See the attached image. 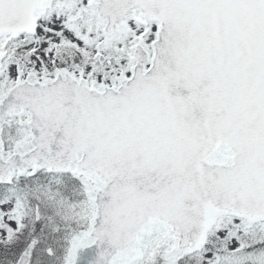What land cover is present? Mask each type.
<instances>
[{
  "label": "snow or ice",
  "instance_id": "obj_1",
  "mask_svg": "<svg viewBox=\"0 0 264 264\" xmlns=\"http://www.w3.org/2000/svg\"><path fill=\"white\" fill-rule=\"evenodd\" d=\"M0 264H264V0H0Z\"/></svg>",
  "mask_w": 264,
  "mask_h": 264
}]
</instances>
